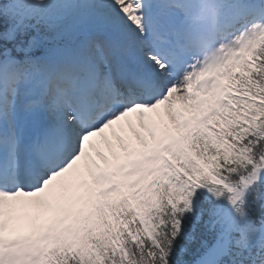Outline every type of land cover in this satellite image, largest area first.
Here are the masks:
<instances>
[{"label":"snow or ice","instance_id":"snow-or-ice-1","mask_svg":"<svg viewBox=\"0 0 264 264\" xmlns=\"http://www.w3.org/2000/svg\"><path fill=\"white\" fill-rule=\"evenodd\" d=\"M0 264H264V0H0Z\"/></svg>","mask_w":264,"mask_h":264},{"label":"trees","instance_id":"trees-1","mask_svg":"<svg viewBox=\"0 0 264 264\" xmlns=\"http://www.w3.org/2000/svg\"><path fill=\"white\" fill-rule=\"evenodd\" d=\"M186 259H189L190 260V259H192V257L191 256H186Z\"/></svg>","mask_w":264,"mask_h":264}]
</instances>
